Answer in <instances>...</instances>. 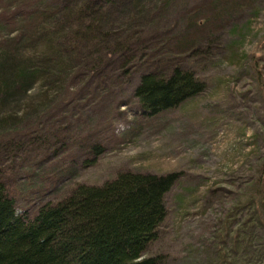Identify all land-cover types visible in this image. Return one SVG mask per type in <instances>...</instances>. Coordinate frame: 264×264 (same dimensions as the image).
I'll return each mask as SVG.
<instances>
[{
	"label": "trees",
	"instance_id": "1",
	"mask_svg": "<svg viewBox=\"0 0 264 264\" xmlns=\"http://www.w3.org/2000/svg\"><path fill=\"white\" fill-rule=\"evenodd\" d=\"M165 4L0 0V264H164V254L147 251L159 238L167 213L164 195L176 172L125 169L100 183L70 182L59 197L39 203L31 213L17 212L10 188L17 190L13 182L20 171L32 172L64 151L62 138H39L35 120L78 68L96 71L107 57L118 59L120 68H145L132 88L141 116L174 108L205 90L206 80L175 56L158 51L152 59L154 42L130 47ZM192 49L187 45L184 52L192 55ZM32 123L37 130L24 134L21 128ZM101 151L99 143L88 145L90 156L80 166L92 165ZM74 171L62 166L39 192H55L59 175ZM256 172L254 190L235 208L240 216L225 233L211 234L202 264H264V157Z\"/></svg>",
	"mask_w": 264,
	"mask_h": 264
},
{
	"label": "rangeland",
	"instance_id": "2",
	"mask_svg": "<svg viewBox=\"0 0 264 264\" xmlns=\"http://www.w3.org/2000/svg\"><path fill=\"white\" fill-rule=\"evenodd\" d=\"M163 6L130 47L154 42L152 59L158 51L175 56L206 80L205 90L141 116L132 88L145 68H120L114 57L96 71L78 68L35 120L39 138H62L64 151L48 155L32 172L20 171L17 190H10L17 212L31 213L70 182L100 183L125 169L176 172L164 195L159 238L147 252L164 254V264H202L211 234L225 233L240 216L236 209L254 190L264 157V0H166ZM187 45L192 55L184 52ZM34 126L21 130L26 134ZM92 143L102 151L81 167ZM67 165L74 174L61 173L59 189L41 195L48 178Z\"/></svg>",
	"mask_w": 264,
	"mask_h": 264
}]
</instances>
